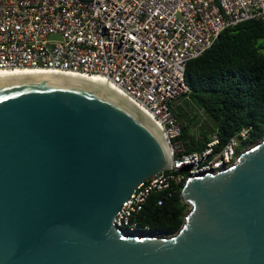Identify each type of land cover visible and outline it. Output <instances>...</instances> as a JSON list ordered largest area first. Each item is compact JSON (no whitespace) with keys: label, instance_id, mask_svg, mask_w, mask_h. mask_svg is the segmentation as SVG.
Returning <instances> with one entry per match:
<instances>
[{"label":"water","instance_id":"obj_1","mask_svg":"<svg viewBox=\"0 0 264 264\" xmlns=\"http://www.w3.org/2000/svg\"><path fill=\"white\" fill-rule=\"evenodd\" d=\"M235 159L185 178L173 234L124 232L115 211L169 166L159 129L81 77L0 78V264H264V134Z\"/></svg>","mask_w":264,"mask_h":264},{"label":"built area","instance_id":"obj_2","mask_svg":"<svg viewBox=\"0 0 264 264\" xmlns=\"http://www.w3.org/2000/svg\"><path fill=\"white\" fill-rule=\"evenodd\" d=\"M247 19H264V0H0V68L98 75L151 117L169 166L140 181L112 218L124 232L144 233L138 217L151 191L179 189L188 175L236 160L248 127L216 150L212 132L202 149L186 152L174 111L189 92L185 62Z\"/></svg>","mask_w":264,"mask_h":264},{"label":"trees","instance_id":"obj_3","mask_svg":"<svg viewBox=\"0 0 264 264\" xmlns=\"http://www.w3.org/2000/svg\"><path fill=\"white\" fill-rule=\"evenodd\" d=\"M183 78L189 92L175 105L174 114L184 151L202 149L212 132L217 135L216 150L242 127H248V133L239 138L237 148L258 140L264 134V19L243 20L220 31L208 48L185 62ZM187 208L178 187L155 190L146 197L138 220L150 234L168 236Z\"/></svg>","mask_w":264,"mask_h":264},{"label":"bare ground","instance_id":"obj_4","mask_svg":"<svg viewBox=\"0 0 264 264\" xmlns=\"http://www.w3.org/2000/svg\"><path fill=\"white\" fill-rule=\"evenodd\" d=\"M34 72H45V73L49 72V73L66 74V75H70L73 77H81V78L91 81L97 86H100L102 88H110L111 90L117 92L116 89L112 85L102 81L98 75H94V74L89 75V74L74 73V72H68V71H58V70L47 69V68H32V67H14V68H9V69L0 68V78H8L10 76L17 75V74L34 73ZM139 110H141L151 120V122L154 123V121L151 119V117L147 113H145L140 108ZM154 125L156 126L155 123Z\"/></svg>","mask_w":264,"mask_h":264},{"label":"rangeland","instance_id":"obj_5","mask_svg":"<svg viewBox=\"0 0 264 264\" xmlns=\"http://www.w3.org/2000/svg\"><path fill=\"white\" fill-rule=\"evenodd\" d=\"M186 108V107H185ZM194 109L195 108H193L192 110H191V112H193L194 111ZM197 128H195V129H191V131H194V130H196ZM248 146V145H247ZM246 146H243V147H241V148H239V150L238 151H240L241 149H243V148H245Z\"/></svg>","mask_w":264,"mask_h":264}]
</instances>
